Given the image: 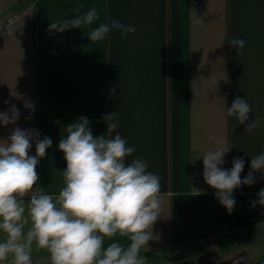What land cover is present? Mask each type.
Here are the masks:
<instances>
[{
  "label": "crops",
  "instance_id": "obj_1",
  "mask_svg": "<svg viewBox=\"0 0 264 264\" xmlns=\"http://www.w3.org/2000/svg\"><path fill=\"white\" fill-rule=\"evenodd\" d=\"M93 6L99 19L92 25L49 29ZM15 8L0 27L8 33L0 35V112L15 105L20 116L15 125H0V144L17 126L52 139L36 167L39 188L55 197L64 186L58 143L65 128L85 116L94 137L118 132L136 148L127 162L146 160L148 171L161 177L156 239L142 256L188 264L190 250L202 255L198 264H264V205L258 203L264 174L255 171V183L234 189L229 214L205 183L198 158L217 146L208 140L214 135L231 147L225 169L244 157L243 179L251 157L264 153V0H0V17ZM113 20L136 31L121 38L113 30L103 41H90L95 27ZM237 37L245 40L239 51L229 43ZM237 96L252 108L249 121H261L251 133L247 122L227 117L225 108ZM112 113L119 127L109 134L108 123L117 122L109 121ZM32 255L33 264H51L45 249L34 245Z\"/></svg>",
  "mask_w": 264,
  "mask_h": 264
},
{
  "label": "clouds",
  "instance_id": "obj_2",
  "mask_svg": "<svg viewBox=\"0 0 264 264\" xmlns=\"http://www.w3.org/2000/svg\"><path fill=\"white\" fill-rule=\"evenodd\" d=\"M98 19L93 6L71 20L51 23L49 29H82ZM113 30L124 38L136 27L113 20L100 23L88 38L91 42L103 41ZM229 43L238 51L245 46V40L238 37ZM112 95H116L115 89ZM225 109L227 117H234L238 124L247 122L244 130L249 133L261 125L259 118L249 121L252 108L245 97L237 96ZM19 116V110L12 105L8 111L0 112V125H15ZM108 119L117 121L108 123L111 134L119 123L114 113ZM89 125V118L80 116L65 128L66 138L59 140L66 169L62 171L64 186L55 197L45 194L37 184L36 167L46 156V149L52 147L50 137L40 139V130L17 126L6 143L0 144V234L4 237L0 239V264L9 260L10 264H33L34 245L48 251L51 264H145L141 252L149 249L150 240L156 239L152 229L161 216V177L148 171L146 160L134 158L127 162L126 157L132 156L136 148L128 146L118 132L114 137H94ZM208 140L217 146L198 157L203 161V179L217 190L214 196L230 214L236 204L234 189L255 183V171L264 174V153L251 157L250 170L241 179L244 157H234L232 167L225 169L224 157L231 147L214 135H209ZM33 142L35 154L30 155ZM258 196V203L264 205V189ZM117 236L127 238L128 246L114 240ZM105 239L113 242L105 246ZM233 264L240 261L233 260Z\"/></svg>",
  "mask_w": 264,
  "mask_h": 264
},
{
  "label": "rangeland",
  "instance_id": "obj_3",
  "mask_svg": "<svg viewBox=\"0 0 264 264\" xmlns=\"http://www.w3.org/2000/svg\"><path fill=\"white\" fill-rule=\"evenodd\" d=\"M15 1H17V0H15ZM18 1L21 2V3H23V0H18ZM16 10H17V8L12 9V10L6 12L4 16H1L0 17V20L3 19V18H5L9 14H15L14 12H16ZM189 251H186L185 252V257H187L185 259L188 260V262H189L188 264H198L200 262L199 259L202 257V255L200 254V252L198 251L197 253L192 254ZM32 257H34V255H32ZM160 259H161V256L160 257H155V256L154 257H147L146 256L145 257V264H161V263H158L160 261Z\"/></svg>",
  "mask_w": 264,
  "mask_h": 264
},
{
  "label": "built area",
  "instance_id": "obj_4",
  "mask_svg": "<svg viewBox=\"0 0 264 264\" xmlns=\"http://www.w3.org/2000/svg\"><path fill=\"white\" fill-rule=\"evenodd\" d=\"M14 14H9L7 15L5 18L0 20V27L5 24L6 22L11 21V19L13 18ZM42 260V259H41ZM5 264H10V260L6 261Z\"/></svg>",
  "mask_w": 264,
  "mask_h": 264
},
{
  "label": "trees",
  "instance_id": "obj_5",
  "mask_svg": "<svg viewBox=\"0 0 264 264\" xmlns=\"http://www.w3.org/2000/svg\"><path fill=\"white\" fill-rule=\"evenodd\" d=\"M35 258H36V257H32V262H33V261L35 262ZM49 258H50V255H47L46 260L49 259Z\"/></svg>",
  "mask_w": 264,
  "mask_h": 264
}]
</instances>
